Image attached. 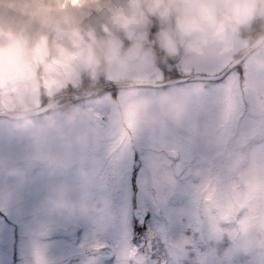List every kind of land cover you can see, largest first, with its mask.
I'll list each match as a JSON object with an SVG mask.
<instances>
[{"label": "rangeland", "instance_id": "obj_1", "mask_svg": "<svg viewBox=\"0 0 264 264\" xmlns=\"http://www.w3.org/2000/svg\"><path fill=\"white\" fill-rule=\"evenodd\" d=\"M81 15L91 35L116 45L111 61L93 66L77 50L69 61L0 62V113L44 109L24 132L20 118L0 114V162L25 169L23 179L0 175V264H264L255 243L264 240V61L245 56L214 82L107 88L67 105L57 96L217 76L264 22L241 25L232 50L194 55L182 42L166 46L168 25L155 15L127 28L95 9ZM45 156L64 164L50 168ZM55 186L89 211L43 212ZM134 208L149 212L140 224Z\"/></svg>", "mask_w": 264, "mask_h": 264}, {"label": "clouds", "instance_id": "obj_2", "mask_svg": "<svg viewBox=\"0 0 264 264\" xmlns=\"http://www.w3.org/2000/svg\"><path fill=\"white\" fill-rule=\"evenodd\" d=\"M89 9L118 28L138 24L146 14L155 15L168 25L166 46L171 50L182 42L194 55L232 50L241 25L264 22V0H139L138 7H108L105 0H75L74 4L70 0H0V62L15 66L28 54H51L69 61L77 50L93 66L100 60L111 61L116 45L87 30L81 14ZM85 36L90 42L81 47ZM241 49L245 56L264 61V31L252 32ZM30 124L27 116H21L16 126L24 132ZM43 159L50 168L64 164L55 157ZM0 175L23 179L25 169L0 162ZM40 209L49 215L72 217L88 212L89 205L83 196L74 199L69 188L55 186L43 197ZM255 243L264 248V240Z\"/></svg>", "mask_w": 264, "mask_h": 264}, {"label": "water", "instance_id": "obj_3", "mask_svg": "<svg viewBox=\"0 0 264 264\" xmlns=\"http://www.w3.org/2000/svg\"><path fill=\"white\" fill-rule=\"evenodd\" d=\"M137 55V50L136 49H132V51H128L126 54V58L128 60H133L134 58H136ZM243 57H245V55L242 53L240 54L231 64H229L225 70L220 73L217 76H213V77H186V78H180V79H176L173 81H169V82H165V83H161V84H157V83H125V84H110V85H105L103 87L100 88H96L94 90H92L91 92L86 93L84 96H74V99H84L86 97H91L94 96L95 94L99 93L100 91L107 89V88H115V87H132V86H153V87H159V86H163V85H170V84H175V83H180V82H186V81H192V80H205V81H217L222 79ZM51 107V105L49 106ZM44 111V109H37V110H32V111H28V112H24V113H0L3 114L7 117L10 118H21V116H34V115H38L40 113H42ZM134 217L138 219V223H142L144 221V218L147 214L146 210L141 209V210H134L133 212Z\"/></svg>", "mask_w": 264, "mask_h": 264}, {"label": "trees", "instance_id": "obj_4", "mask_svg": "<svg viewBox=\"0 0 264 264\" xmlns=\"http://www.w3.org/2000/svg\"><path fill=\"white\" fill-rule=\"evenodd\" d=\"M261 31H262L261 28L255 26L254 29H253V34L258 33V32H261Z\"/></svg>", "mask_w": 264, "mask_h": 264}, {"label": "flooded vegetation", "instance_id": "obj_5", "mask_svg": "<svg viewBox=\"0 0 264 264\" xmlns=\"http://www.w3.org/2000/svg\"><path fill=\"white\" fill-rule=\"evenodd\" d=\"M67 100H68V99H65V100H61V101H63V102H65V101H66V102H67ZM245 109H246V108H245Z\"/></svg>", "mask_w": 264, "mask_h": 264}]
</instances>
